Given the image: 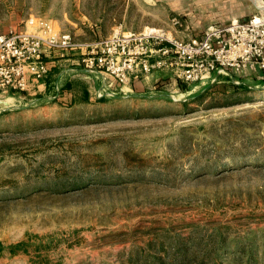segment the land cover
<instances>
[{
    "label": "rangeland",
    "instance_id": "obj_1",
    "mask_svg": "<svg viewBox=\"0 0 264 264\" xmlns=\"http://www.w3.org/2000/svg\"><path fill=\"white\" fill-rule=\"evenodd\" d=\"M210 1L263 14L264 0ZM193 3L0 0V34L42 16L77 42L127 31L124 18L185 38ZM73 57L42 88L0 94V264L168 263L181 239L210 264H264V76L167 72L104 91Z\"/></svg>",
    "mask_w": 264,
    "mask_h": 264
},
{
    "label": "built area",
    "instance_id": "obj_2",
    "mask_svg": "<svg viewBox=\"0 0 264 264\" xmlns=\"http://www.w3.org/2000/svg\"><path fill=\"white\" fill-rule=\"evenodd\" d=\"M87 72L110 74L121 86L167 71L186 84L213 81L224 73L264 76V16L209 25L199 37L177 38L169 30H113L90 42H77L54 21L30 16L22 29L0 34V94L25 92L49 73L47 57L70 58Z\"/></svg>",
    "mask_w": 264,
    "mask_h": 264
},
{
    "label": "crops",
    "instance_id": "obj_3",
    "mask_svg": "<svg viewBox=\"0 0 264 264\" xmlns=\"http://www.w3.org/2000/svg\"><path fill=\"white\" fill-rule=\"evenodd\" d=\"M141 1L147 3L149 0H141ZM210 6H211L210 0H194V3L187 7L188 11L184 12L186 17L184 18V21H183L184 23H186L184 25L183 30L186 31L185 35L187 37H190V36L199 37V36H201L204 29L209 25H224V24H228L231 20H234V19L244 20L246 17H248V16H246L247 14H243V15H239V16L229 15V13L227 12V9L225 11H217V12L212 13L211 11H209V8H208ZM181 10H182L181 8L178 9V11H181ZM127 11H128V9H125L124 16L127 15ZM189 11L191 12L190 14H188ZM123 20H124L123 21L124 23H119L118 27L122 28V30L124 27L125 28L124 30H127V31H132L133 28H139L141 30L142 28L149 25V23L147 21H143V22L140 21L139 23L135 22L133 25L134 27L132 25H130L131 27H128V25L125 23V18ZM150 24H153V23H150ZM154 25L158 26L159 23H154ZM127 28H130V29H127ZM175 35L179 39L187 38V37L181 38V36H179L178 33ZM98 39H100V38H98ZM98 39H94V40H90V41H95ZM90 41H87V42H90ZM73 55L75 57L72 58L71 63H75V66H79V68L82 70V68L80 67V65L76 61L77 53H74ZM55 62H57L56 59H54L52 57H47V63L49 65V67L53 66V63H55ZM84 72H87V71H84ZM89 73H91V74H89ZM86 74L91 75L92 78L95 79V83H96V85H98V88H102V90H104V91L105 90H114V89H116V87L120 88V84L110 74H108L106 72L93 71V72H87ZM166 74H167V71L157 70V71L153 72L152 74H150L149 76H147L145 79L140 78V80L139 79L132 80L129 87L126 86V87H124V89H130L131 87H134V88L138 87L139 88L142 81L148 82L152 78H158L159 76L166 75ZM35 86H37L39 89L43 87V86H41V84H39V85L33 84L29 88V90L33 89V87H35ZM33 91H34V89H33Z\"/></svg>",
    "mask_w": 264,
    "mask_h": 264
},
{
    "label": "trees",
    "instance_id": "obj_4",
    "mask_svg": "<svg viewBox=\"0 0 264 264\" xmlns=\"http://www.w3.org/2000/svg\"><path fill=\"white\" fill-rule=\"evenodd\" d=\"M237 87H239L238 89H242L241 90L242 92L247 90L246 85L241 84L238 85ZM185 245H186V241L184 239H181L179 240V242L176 243V245L170 246L171 247L170 249H172L171 253L173 256L168 263H165V261L163 260V256H158V258H156L158 261L157 262L155 261L156 263L153 262L150 264H210L208 260H205L206 251H204L202 248H199V250L195 253ZM160 250H162L163 253H166V249L162 246V244Z\"/></svg>",
    "mask_w": 264,
    "mask_h": 264
},
{
    "label": "bare ground",
    "instance_id": "obj_5",
    "mask_svg": "<svg viewBox=\"0 0 264 264\" xmlns=\"http://www.w3.org/2000/svg\"><path fill=\"white\" fill-rule=\"evenodd\" d=\"M258 7L260 8V10L263 12V16H264V4H262L261 2H257Z\"/></svg>",
    "mask_w": 264,
    "mask_h": 264
}]
</instances>
